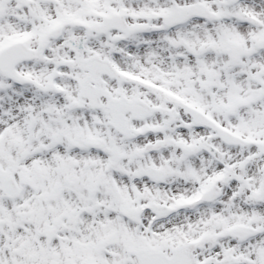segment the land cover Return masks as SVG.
Segmentation results:
<instances>
[{"label":"snow or ice","instance_id":"6c2138e0","mask_svg":"<svg viewBox=\"0 0 264 264\" xmlns=\"http://www.w3.org/2000/svg\"><path fill=\"white\" fill-rule=\"evenodd\" d=\"M0 264H264V0H0Z\"/></svg>","mask_w":264,"mask_h":264}]
</instances>
